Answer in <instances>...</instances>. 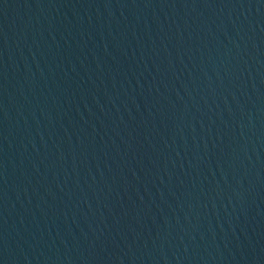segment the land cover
Here are the masks:
<instances>
[{"label":"water","instance_id":"obj_1","mask_svg":"<svg viewBox=\"0 0 264 264\" xmlns=\"http://www.w3.org/2000/svg\"><path fill=\"white\" fill-rule=\"evenodd\" d=\"M0 264H264V0H0Z\"/></svg>","mask_w":264,"mask_h":264}]
</instances>
